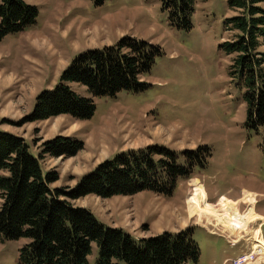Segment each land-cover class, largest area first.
Masks as SVG:
<instances>
[{"label": "rangeland", "instance_id": "374dc122", "mask_svg": "<svg viewBox=\"0 0 264 264\" xmlns=\"http://www.w3.org/2000/svg\"><path fill=\"white\" fill-rule=\"evenodd\" d=\"M23 1L37 8L38 19L0 42V132L23 138L35 157L45 142L57 137L84 144L76 157L42 159L45 173H59L54 186L58 188L75 187L78 178L129 150L162 146L177 153L178 164L184 166L186 150L207 148L211 157L205 167H195L193 179H179L172 196L151 191L110 199L89 196L74 205L91 211L105 227L126 230L135 239L192 228L201 250L199 264H223L239 255L240 246L231 241L251 238L253 228L261 226L257 215L264 218V126L248 125L247 91L231 76L232 57L220 50L235 36L224 27L225 19L237 16L229 8L230 0H196L189 32L171 24L162 0H108L99 7L91 0ZM123 38L162 52L142 76L147 90L98 98L87 87L71 84L74 92L95 102L91 119L64 115L26 122L38 95L53 90L76 58L115 46ZM198 179L209 195L207 204L215 209L230 201L238 204L243 216L248 210L244 197L250 195L256 222L236 235L213 220L191 218L189 209L196 200L191 183ZM2 203L0 198V208ZM29 242L0 237V264H19L20 251ZM261 257L242 264H264ZM98 259L94 245L89 262L97 264Z\"/></svg>", "mask_w": 264, "mask_h": 264}, {"label": "trees", "instance_id": "16d2710c", "mask_svg": "<svg viewBox=\"0 0 264 264\" xmlns=\"http://www.w3.org/2000/svg\"><path fill=\"white\" fill-rule=\"evenodd\" d=\"M96 7L108 0H91ZM177 30L193 29L196 0H162ZM237 16L225 19L224 27L235 34L221 45L231 56V76L247 91L248 125L264 126V0H230ZM38 10L23 0H0V42L37 23ZM162 56L159 48L133 38L115 46L90 50L65 70L59 84L36 98L26 122L48 121L69 115L89 120L97 110L93 100L73 91L81 84L93 96L115 98L120 93H139L149 86L142 76ZM84 144L57 137L42 145L39 157L30 154L26 141L0 132V237L27 239L19 264H90L93 246L99 249L97 264H199L201 250L193 229L177 234L163 233L137 240L123 229L107 228L96 216L74 202L89 196L110 199L151 191L172 196L179 179H193L194 168L205 167L211 154L207 148L186 150V164L179 155L162 146L129 150L101 163L83 175L75 187H54L60 180L55 170L44 172L42 159L76 157Z\"/></svg>", "mask_w": 264, "mask_h": 264}, {"label": "bare ground", "instance_id": "6f19581e", "mask_svg": "<svg viewBox=\"0 0 264 264\" xmlns=\"http://www.w3.org/2000/svg\"><path fill=\"white\" fill-rule=\"evenodd\" d=\"M191 186L192 194L196 198L189 209V215L191 218L197 217L199 222H203L204 220H213L218 226L222 225L232 234L236 235L244 232L249 224L256 222L254 203L252 202L250 195L246 194L244 197V200L248 201V210H246L245 215L241 216L238 211V204L236 205V203L226 202L219 208L215 209L207 204L205 191L197 180L192 181ZM244 217L246 218L243 223L242 221ZM240 225H242V228H237ZM258 238L260 239V243L263 245L261 261L264 263V240L261 239L259 229H256L253 231L250 239L255 241Z\"/></svg>", "mask_w": 264, "mask_h": 264}, {"label": "built area", "instance_id": "2783aa9c", "mask_svg": "<svg viewBox=\"0 0 264 264\" xmlns=\"http://www.w3.org/2000/svg\"><path fill=\"white\" fill-rule=\"evenodd\" d=\"M231 243L232 245H242L241 254L236 258L227 259L223 264H242L245 262V260L252 259L255 255L262 254L261 252H263V245L260 243L259 238L255 241L248 238L242 240H233Z\"/></svg>", "mask_w": 264, "mask_h": 264}, {"label": "crops", "instance_id": "0c3cea01", "mask_svg": "<svg viewBox=\"0 0 264 264\" xmlns=\"http://www.w3.org/2000/svg\"><path fill=\"white\" fill-rule=\"evenodd\" d=\"M199 180V179H198ZM80 181V178H78L77 179V183L76 184H78V182ZM199 183H200V185H202V187H203V189H204V191H205V197L207 196V200H208V198H209V195H208V193H207V191H206V189H205V186L203 185V183L199 180L198 181ZM248 192V191H247ZM231 200V199H230ZM230 202V201H229ZM231 202H232V200H231ZM255 213H256V211H255ZM257 215V214H256ZM257 217L259 218V215H257ZM261 219H264V218H262L261 217ZM126 231V230H125ZM259 231H260V229H259ZM130 234V233H129ZM130 235H132V234H130ZM260 235H261V231H260ZM133 236V235H132ZM134 237V236H133ZM137 239H144V238H137Z\"/></svg>", "mask_w": 264, "mask_h": 264}]
</instances>
